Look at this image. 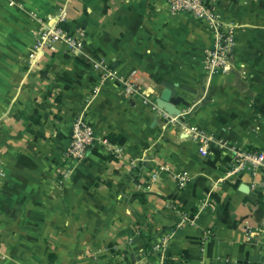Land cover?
Returning a JSON list of instances; mask_svg holds the SVG:
<instances>
[{"label":"crops","instance_id":"obj_1","mask_svg":"<svg viewBox=\"0 0 264 264\" xmlns=\"http://www.w3.org/2000/svg\"><path fill=\"white\" fill-rule=\"evenodd\" d=\"M63 5L66 28L86 29L84 51L31 64L38 17ZM218 5L238 46L231 70L212 75L211 25L168 0H0V264H264V206L240 189L251 172L220 181L232 158L223 142L264 147V13ZM99 60L119 77L136 70L155 100L172 88L188 102L177 121L125 96L119 78L104 82ZM79 116L99 140L70 161ZM190 126L208 136L206 155ZM110 134L126 140L121 157L101 141ZM167 236L163 257L153 246Z\"/></svg>","mask_w":264,"mask_h":264},{"label":"built area","instance_id":"obj_2","mask_svg":"<svg viewBox=\"0 0 264 264\" xmlns=\"http://www.w3.org/2000/svg\"><path fill=\"white\" fill-rule=\"evenodd\" d=\"M169 11L172 14L188 13L202 22H208L212 26L219 21V14L216 9L207 6L206 0H168ZM37 16V15H36ZM38 17V16H37ZM40 27L35 32V39L32 45V52L29 55L31 64L40 62L47 52L64 51L66 53L83 52L86 45V29L78 27L76 31H70L66 28L69 20V11L67 6L63 5L58 10L47 14L44 18L38 17ZM217 36L215 46L212 50L207 51L206 68L210 72L218 70H226L228 68L230 53L235 45L232 32L228 35L220 34L216 29ZM96 69L103 71L104 82L119 78L122 83V90L125 96H140L145 103L157 114H163L168 122H176V117L170 115L164 108H161L157 101L153 98V92L148 91V87L139 80L137 71H133L129 76L119 77L116 72L109 69L103 60L94 63ZM100 87L94 89V94H98ZM186 133H189L194 139L200 143V152L207 154V146L209 138L203 134L197 127H183ZM98 136L93 125L85 116L77 117L72 126V138L70 145L67 147L64 159L70 161H80L86 154L87 147L96 141ZM106 144L110 152L116 157L122 156V146L113 144L108 139H101ZM232 154L231 161L226 169L225 175L221 178V182L226 183L239 179L246 171L251 172V180L248 182L250 191L253 193L254 199L264 206V147H243L242 145L232 144L228 147L227 142L222 143ZM191 174L187 171L176 175L178 188L187 186L191 179ZM156 178V176H154ZM208 205L213 209L216 205L211 202ZM170 207L176 208L175 204ZM260 235L264 243V215L260 220ZM169 236L162 241L154 244L153 250L166 256V246Z\"/></svg>","mask_w":264,"mask_h":264},{"label":"rangeland","instance_id":"obj_3","mask_svg":"<svg viewBox=\"0 0 264 264\" xmlns=\"http://www.w3.org/2000/svg\"><path fill=\"white\" fill-rule=\"evenodd\" d=\"M248 3H249V5H250V3H251V6H257V8H258V10H257V12H259L260 14V16H261V13H264V0H246ZM169 2V1H168ZM206 4H207V6H209V7H212V8H214V9H216V11L218 12V14H219V21H218V23L217 24H215V26H212L210 23H209V25H211V26H209L211 29H212V32H213V36H214V45H213V47L212 48H210V49H208L209 51L210 50H212L213 48H214V46H215V41H216V36H217V32H215L216 31V29L218 30V32L220 33V34H225L224 36H226V35H228L229 34V32H232L233 33V36H234V40H235V45L233 46V49H232V51H231V53H230V58H229V60L231 59V55H232V53L236 50V48H237V46H238V25L236 24V23H234V22H231V21H229V20H227L226 18H225V16H224V12L222 11V10H220L221 8L219 7V5H218V0H206ZM195 18V17H194ZM204 23H207L208 24V22H204ZM206 56H207V54H206ZM231 62L229 61V63H228V68L226 69V70H218V71H216V72H210V70H207L210 74H214V73H218V72H224V73H227L228 71H230L231 70Z\"/></svg>","mask_w":264,"mask_h":264},{"label":"water","instance_id":"obj_4","mask_svg":"<svg viewBox=\"0 0 264 264\" xmlns=\"http://www.w3.org/2000/svg\"><path fill=\"white\" fill-rule=\"evenodd\" d=\"M156 101L158 105L161 108H164L170 115L181 114L182 110L178 107V105L181 103H188L182 96L174 95V92L170 87L164 88ZM240 189L245 193L250 191L249 185L246 183L242 184Z\"/></svg>","mask_w":264,"mask_h":264},{"label":"trees","instance_id":"obj_5","mask_svg":"<svg viewBox=\"0 0 264 264\" xmlns=\"http://www.w3.org/2000/svg\"><path fill=\"white\" fill-rule=\"evenodd\" d=\"M159 83H161V84H168L167 82H164L163 80H161V79H158L157 80ZM108 140L110 141V142H112L113 144H117V145H123L124 143H125V138L124 137H121V136H118V135H116V134H110L109 136H108Z\"/></svg>","mask_w":264,"mask_h":264}]
</instances>
